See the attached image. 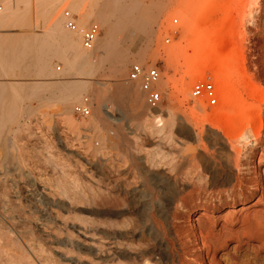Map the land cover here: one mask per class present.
I'll use <instances>...</instances> for the list:
<instances>
[{"label":"rangeland","instance_id":"rangeland-1","mask_svg":"<svg viewBox=\"0 0 264 264\" xmlns=\"http://www.w3.org/2000/svg\"><path fill=\"white\" fill-rule=\"evenodd\" d=\"M144 1L150 16L154 17L150 25L154 32L150 35L130 29L116 34L117 42L131 57L123 81L130 82L128 73L134 63L157 66L161 71L160 84H163V88H159L164 99L161 107L165 111L170 109L176 114L193 116L201 140L190 145L198 144L200 147L207 144L208 125H203L202 119L220 109L227 76L216 75L212 70L216 65L212 63L205 75L193 79L190 74L194 63L206 55L205 43L198 40L199 32L207 31L209 36L216 32L223 38L220 47L224 56L235 59L232 88L239 92L244 105L250 107L249 116L264 121V0H211L216 3V7L204 23L194 19L199 6L189 10L188 16L193 17L190 22L183 13L184 7L194 5L199 0ZM18 7L28 8L25 3H20ZM6 8L4 0H0V13ZM66 9L70 8L65 4L59 6L57 13L61 18ZM29 10L31 17L28 20L11 18L3 23L0 21V212L7 211L10 204H29L25 195L31 189L40 188L50 196L75 203L72 212L54 208L53 214L58 221L92 224L97 219L103 220L106 214H114L112 218H117V213L123 209V206H99L105 196L125 195L131 199L133 210L127 214V218L130 217L131 222L137 224L139 210L136 208V188L144 184L145 167L149 166L153 172L184 174L190 169L186 161V148L189 144L185 143L184 138L181 139L184 143H174L171 137L151 134V115H143L140 119L128 101L115 117L104 116V119H100L104 139H100L98 132L92 129L82 128L78 133L69 129L61 110V91L58 88L59 80L65 77L61 75L65 66L63 61L59 58L54 60L55 73L52 75L37 73L33 48H26L28 52L24 54L21 66L7 63L11 48L15 47L19 51L25 38H31L32 44L38 43L36 36L43 35L49 27V22L43 19V3L38 4L35 0ZM93 22L96 21L91 19L82 25L78 24L79 29ZM167 38H170L169 42ZM175 46L181 47L182 52L170 55V50ZM97 73L96 80L107 82V87L116 81L108 61L99 65ZM81 75L94 80V75ZM70 78L77 79L72 76ZM198 80L214 82L219 96L217 105L209 106L191 97L192 85ZM38 82L43 85L40 89L37 88ZM183 82L189 85L188 93L180 90ZM136 83L142 90L140 83ZM83 95L90 97L93 106L97 105L96 99L87 92ZM109 104L116 107L111 101ZM196 104L199 107L195 108ZM10 107L11 111L8 110ZM149 112L163 114L150 107ZM8 114L15 119H7ZM227 115L228 109L222 110V116L225 118ZM74 118L83 122L90 116L80 117L74 112ZM140 122L144 125L141 126ZM148 135L151 142L147 141ZM88 139H92V144ZM94 148L99 150L95 151ZM248 148L250 153L253 147L251 145ZM255 148L251 154L264 169V129L261 143ZM192 164L202 165L199 159ZM256 184L259 187L256 188ZM261 185L264 186V175L259 177V174H254L250 193H246V197L236 203L229 200L223 206L216 203L208 207L199 197L198 211L189 219L188 207L184 208L181 221L188 227H193V224L206 227L211 223L217 235L225 227V232L238 230L244 218L264 217V191L259 190ZM145 195L151 197L154 193L148 189ZM25 209L29 208L26 206ZM94 225L106 227L105 223ZM62 232L58 229L57 234L63 236ZM226 235H222L221 239ZM242 239L244 242L247 240L246 237ZM238 244L237 238L230 239L227 246L212 252V256H215L217 262L228 264L227 257H241L245 250L251 254L262 241L254 237L250 245L243 243L240 249L235 250ZM199 248L200 245L195 246L197 252L190 253L185 264H200Z\"/></svg>","mask_w":264,"mask_h":264},{"label":"bare ground","instance_id":"bare-ground-1","mask_svg":"<svg viewBox=\"0 0 264 264\" xmlns=\"http://www.w3.org/2000/svg\"><path fill=\"white\" fill-rule=\"evenodd\" d=\"M33 1L4 0L7 8L0 13V21L30 19L29 9ZM40 2L43 3V19L49 22V27L43 35L36 36L38 43L32 44L31 38H25L19 51L11 48L6 62L21 66L28 52L25 49L33 48L35 71L52 75L55 73L54 60L61 59L65 65L61 75L65 77L59 80L58 88L61 91V110L69 129L77 133L82 128L92 129L98 132L100 139H104L100 119H104V116L115 117L128 101L140 119L143 115H151V134L171 137L174 143H184L181 139H185V143L189 144L186 161L190 169L184 174H169L166 171L153 172L149 166L145 167L144 184L136 188V208L139 210L137 224H133L130 217L127 218V214L133 210L131 199L125 195H108L99 203V206H123L117 218H112L114 214H106L103 220L97 219L92 224H70L58 221L53 210L58 207L72 212L76 207L74 202L50 196L44 189H31L25 195L29 204H10L7 211L0 212V264H185L188 255L197 252V245H200V264H223L216 261L212 252L227 246L233 238L239 242L235 250L240 249L243 243L250 245L254 237H258L262 244L253 253L245 250L241 257L232 255L226 261L228 264H264V217L244 218L238 230L225 232V227L218 235L211 223L206 227L195 224L188 227L181 221L184 208L188 207L189 219L198 211L197 198L200 197L208 207L216 203L223 206L229 200L236 203L253 188L254 174H259V177L264 175L262 164L255 161L251 154L261 143L264 121L249 116L250 107L244 105L239 92L231 86L235 59L227 58L222 53V36L216 32L209 36L204 30L198 35L200 43H205L206 55L194 63L191 77L195 79L205 75L212 63L216 65L212 67L213 72L218 76H227V79L220 109L202 119L203 125H208L207 144L191 146L201 140L193 116L176 114L170 109L165 111L162 107L158 110L163 114H151L145 103L146 93L135 81H123L131 57L117 42L116 34L130 29L150 35L154 32L150 27L154 17L150 16L144 0H36V3ZM20 3H25L28 8L19 9ZM64 4L79 14L78 24L93 19L102 26L103 32L94 48L86 49L82 45L80 30L66 28L64 19L57 13L59 6ZM193 6H199L194 19L204 23L216 3L199 0L194 5L184 7L183 13L189 22L193 19L188 16ZM179 52H182L181 47L175 46L169 54ZM105 61L110 63L116 78L110 87H107V82L95 78L99 65ZM81 74L94 75V80L91 77L88 80ZM71 76L77 79H71ZM160 86L163 88V84H159L158 88ZM180 90L188 93L189 85L183 82ZM84 92L95 98L97 105L91 103L93 115L79 122L74 118V103L82 101ZM110 101L116 104L115 108L109 104ZM197 107L199 104L195 105ZM226 109L228 115L224 118L222 110ZM8 110L11 111L12 107ZM6 118L15 119L11 114ZM140 125L144 124L140 122ZM88 140L92 144V139ZM147 141H152L149 135ZM251 145L253 148L249 153L248 146ZM196 159L202 165L192 164ZM255 187H259L258 184ZM148 189L153 191V196L145 195ZM259 190L263 192L264 186L261 185ZM26 206L29 209H25ZM118 217L123 218L119 220ZM96 223H105L106 227L94 225ZM58 229L64 231L63 236L57 234ZM224 234L227 235L221 239ZM244 237L247 238L245 242Z\"/></svg>","mask_w":264,"mask_h":264},{"label":"built area","instance_id":"built-area-1","mask_svg":"<svg viewBox=\"0 0 264 264\" xmlns=\"http://www.w3.org/2000/svg\"><path fill=\"white\" fill-rule=\"evenodd\" d=\"M64 24L71 31H78V15L72 10L66 9L63 14ZM177 19H175V22ZM82 45L86 49L94 48L100 34L101 27L97 22L91 23L88 27L80 30ZM167 42L170 38L166 39ZM59 68V67H58ZM60 69V68H59ZM128 79L139 82L142 90L146 93L147 105L152 110H158L163 104V95L158 88L161 81V71L157 66H145L134 63L130 67ZM191 97L209 106L218 104L219 96L213 81L198 80L192 85ZM89 96H85L82 101L74 106V112L80 117H89L92 114V104Z\"/></svg>","mask_w":264,"mask_h":264},{"label":"crops","instance_id":"crops-1","mask_svg":"<svg viewBox=\"0 0 264 264\" xmlns=\"http://www.w3.org/2000/svg\"><path fill=\"white\" fill-rule=\"evenodd\" d=\"M39 80H42V79L39 78ZM42 86H43V85H41V82H38L37 87L40 89V87L42 88ZM39 93H40V92H39Z\"/></svg>","mask_w":264,"mask_h":264}]
</instances>
